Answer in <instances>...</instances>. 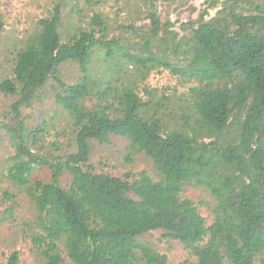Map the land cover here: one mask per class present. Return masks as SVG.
<instances>
[{"label": "trees", "instance_id": "trees-1", "mask_svg": "<svg viewBox=\"0 0 264 264\" xmlns=\"http://www.w3.org/2000/svg\"><path fill=\"white\" fill-rule=\"evenodd\" d=\"M161 1L144 0L151 27L136 47L110 39L101 14L71 30L56 5L17 49L13 77L0 81L16 99L15 127L0 122L15 147L7 175L31 187L33 243L44 264H168L144 241L157 231L196 258L185 264H264V0H204L185 35L162 24ZM66 64L79 67L78 82H65ZM161 69L192 85L183 99L168 103L148 89V100L141 96L140 86ZM49 84L73 122L76 151L64 159L35 153L42 133L22 119ZM113 137L129 142L128 159H149L155 174L97 173L93 144ZM43 167L50 180L32 184ZM189 190L213 199L212 223ZM7 264H20L19 253Z\"/></svg>", "mask_w": 264, "mask_h": 264}, {"label": "rangeland", "instance_id": "rangeland-1", "mask_svg": "<svg viewBox=\"0 0 264 264\" xmlns=\"http://www.w3.org/2000/svg\"><path fill=\"white\" fill-rule=\"evenodd\" d=\"M63 5V15L70 29L82 24L88 27L91 18L101 14L107 18L110 39L126 42L132 46L140 41L137 35L147 33L151 27V8L144 0H0V81L13 77L14 55L22 47L26 38L37 28L39 20L49 17L56 5ZM206 10L204 0H167L158 4V14L162 24L171 23L174 30L185 35L184 26L196 21ZM216 10L210 11L215 16ZM65 25V26H66ZM97 70L101 64L94 61ZM66 83L78 82L80 69L77 65L63 67ZM134 69H130L134 74ZM192 85L181 81L167 70L153 71L147 82L140 86V94L147 101L145 90L155 91L166 102L176 103L183 99ZM16 99L0 91V122L14 128L15 116L12 106ZM174 107L173 105H171ZM22 119L29 131L40 130L41 142L35 150L40 157L64 159L76 151L72 118L55 101L54 88L49 84L30 108L22 111ZM0 264H7L14 252L20 255V264H44V259L33 243L36 233L37 211L30 196V186L21 187L8 178L11 158L15 155L12 135L6 128L0 131ZM129 142L121 137H113L110 145L93 144L91 166L97 173L115 177L126 174L149 172L155 174L153 163L143 155L128 159ZM37 180H50L46 167L37 168L31 177L32 184ZM70 181L64 179L65 184ZM186 197L198 207L202 216L212 223L213 199L204 190H189ZM162 232H151L144 238L153 244L162 255L167 256L168 264L195 262L196 258L185 247L172 240L162 238ZM69 264L70 261L67 260Z\"/></svg>", "mask_w": 264, "mask_h": 264}]
</instances>
